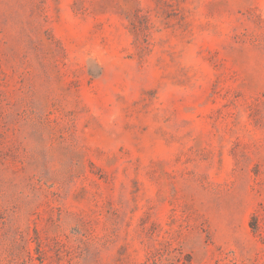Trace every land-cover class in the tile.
I'll return each instance as SVG.
<instances>
[{
    "label": "rangeland",
    "instance_id": "obj_1",
    "mask_svg": "<svg viewBox=\"0 0 264 264\" xmlns=\"http://www.w3.org/2000/svg\"><path fill=\"white\" fill-rule=\"evenodd\" d=\"M0 264H264V0H0Z\"/></svg>",
    "mask_w": 264,
    "mask_h": 264
}]
</instances>
